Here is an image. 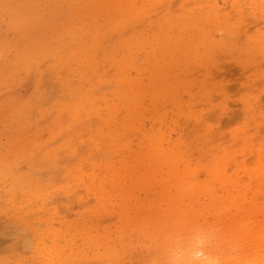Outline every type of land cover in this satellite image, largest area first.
<instances>
[{
    "label": "rangeland",
    "instance_id": "obj_1",
    "mask_svg": "<svg viewBox=\"0 0 264 264\" xmlns=\"http://www.w3.org/2000/svg\"><path fill=\"white\" fill-rule=\"evenodd\" d=\"M2 1H0V12L4 10L1 14L6 15H0V42L2 41L0 44H4L3 40H6L5 42L10 40L11 44L8 42L5 43L8 44L7 46L2 45L0 54L7 53L2 56H6V61L9 59L8 63L15 59L14 54H18L16 61L19 60L18 62L13 60L9 65H6L11 66L12 63H15L16 66L18 63L21 65L22 58L20 60V57L25 55H28L26 56L28 59L33 55L29 59L32 63L36 62L35 58L40 61L41 58L35 54L39 47L53 49L57 43L61 44L62 40L65 50L68 49L66 52L64 50L65 56L68 59L80 61L76 62L70 72L65 68L62 70L63 73L66 72L67 77L63 76V79L68 80H65L66 84L77 89L74 88L72 93L75 92L76 95H79V91L91 90L93 100L97 99L96 101L99 102L97 97L104 94L108 101H118L113 90L117 88L115 79L119 74L125 75L126 78L128 76L129 78L138 77V84L143 90H141L142 97L139 108L134 113L137 117L134 119L137 122L134 128L124 132L121 141L125 147L121 150L122 153L117 157L118 159L115 160L118 162L122 158L126 169L118 168L119 163L115 162L114 169L118 177L114 175L112 181H102L101 184L105 186L104 190L108 194H105L106 198L99 199L97 189L92 188L90 191L84 189L90 183L88 175H85L83 181L77 186L73 184V174H75L73 167L82 159L81 156L87 149L85 147L81 150L82 146H85L84 143L87 144L85 136L87 137L89 133V129H87L89 127L79 125L73 129L65 128L68 118L67 111L52 107V101L55 100V95L59 92L60 81L55 80L53 76L48 77L49 73L45 71L48 61L45 59L44 62H41L42 67L39 62L40 66L38 65L37 69L34 66L36 74L39 73V70H43V73L45 71L44 75L40 76V80L39 75H33L34 71L31 75L25 73L26 71L22 67L24 73H21L20 71L23 72V70L19 71V64L18 67L15 66V70L12 69L13 71L10 69L14 68V64L9 68L13 74L9 70V74L5 73L8 69L7 66V69L4 67L7 62H2L4 61L3 57H0L1 65L4 63L2 67L5 70L3 73H1L3 69L0 71L1 79H3L0 81V97H2L0 98V164L2 165H0V175H2L0 176V264H170L172 250L181 247L187 253L191 250L193 238L198 234H204L207 237L202 248L205 257H211L217 261V264H264V0H239L240 2L238 1V4L233 6V0H136V6L134 5L130 11L124 10V12L119 7L117 0H38L39 2L17 0L19 5L22 3V6L18 8L22 11L24 20L14 19L13 11L16 7L13 6H17L16 3L14 4L15 0L12 3H10L11 0H8V4L4 1L5 6L2 5ZM12 4L13 6L10 7ZM27 5H30L31 10L26 9ZM5 7L8 8L5 9ZM214 8H219L222 11L219 13L221 20L216 19L218 17L215 15L213 16L216 18L212 19L211 13L205 14L206 10L211 11L210 9ZM28 10L35 16H32ZM94 18H96L95 21ZM102 18L104 21L110 18L107 20H112L113 24L107 20L104 22L105 25L101 22L99 24L102 25L96 24ZM26 19L30 21L28 28L32 26L33 30L25 26L29 22H26ZM32 19L37 21L34 22ZM107 22L111 29L106 28L109 26ZM19 23L21 27L18 26ZM92 23L95 24L94 28H92ZM5 25H10L9 27L12 29ZM97 25L102 26V31L98 26L100 34L97 32V35L103 36H98L93 40L95 36L92 35L94 31L96 35ZM22 26L27 29V32ZM86 27L89 31H93V33H89L90 36L85 32ZM18 29L19 31H17ZM67 29L73 33L66 35L69 32ZM59 30H66V34L63 31L66 35V37L64 36L65 40L57 38L63 35V32L61 35ZM80 30L84 32H82L83 34L86 33L87 37L84 35V38ZM54 33L56 36L59 35L56 37ZM78 33L79 35H77ZM73 34L78 36L76 39L79 38V43H75L76 39L72 40ZM51 35L59 40L53 39ZM37 36L40 37L38 39L42 46L38 45ZM41 38L44 42L40 41ZM49 38L53 43H56L53 47L50 46L51 42L49 45L45 44V40L48 43ZM88 38L91 42L93 40L94 48L90 46ZM136 38L139 42L134 45L133 40ZM55 40L56 42H54ZM121 40L126 45H123ZM32 41L37 42L38 47L34 48L36 43L33 46ZM65 41L67 44L64 45ZM84 41L90 45L85 44ZM26 42L30 45L29 48L27 45V49L24 46L27 44ZM74 43L79 46L70 47L74 46ZM130 43L129 48L128 44ZM68 44H70L69 48ZM81 44L91 48L86 47L88 48L85 49L87 50V52L85 51L86 55L84 52L82 53L84 50L81 49L83 47ZM14 46L16 47L14 48ZM30 48L34 49L30 50ZM70 49L74 51L71 50L72 53H70ZM78 52L83 55H78ZM87 54L90 58L87 57ZM34 56L35 58H33ZM77 56L78 59H76ZM79 56L84 59H80ZM87 58L90 59V64L94 65L86 66ZM84 61L86 65L82 63ZM154 68L156 69L155 74ZM16 71L20 72L22 76ZM72 71H77V73L74 74ZM74 75L77 76L76 80ZM24 76L25 78L21 79ZM28 76H32V79ZM13 78L17 80H13ZM33 79L36 83L38 82L36 85L33 84ZM23 84L24 87L26 86L25 88ZM37 85L40 90L42 89L41 91L44 90L45 98L51 102L48 101L46 104L49 112L47 109L45 112L36 111L35 101L30 108L26 109L27 106L24 108L26 102L34 100L36 96L34 89ZM73 85L74 87H72ZM12 91L16 93L12 94ZM66 96L69 99L67 91H63L62 99L67 100ZM24 97L27 100L29 97V100L27 101ZM74 97L76 98L75 95ZM24 101L26 102L24 103ZM15 106H19L21 110L19 111V108L17 110L20 113L21 111L28 113L27 115L31 113L30 117L27 116L30 122L27 119L20 122V113L15 110ZM28 110L31 111L28 112ZM9 112L10 114H8ZM32 112L36 113L32 115ZM38 112L39 115H37ZM51 114L52 117L49 118ZM34 115L37 117H32ZM12 117L15 119L17 117V121L11 120ZM32 118L33 120H31ZM7 119L10 121H6ZM25 123L28 127H25ZM53 123H57L56 126H53ZM18 125L17 130L15 127ZM8 126L10 129L5 128ZM21 126L22 128H20ZM31 127L32 132L30 131ZM41 129L42 132H46L44 134L47 137H43ZM85 129L87 133L81 134L82 130L83 133L86 131ZM138 129L149 135L161 133L164 136V145L166 142L174 144L180 142L192 165H201L198 169L201 180L210 178L209 164L214 159H220V166L226 168L227 178L237 181L238 185L232 190L233 194L239 190L243 193L242 199L238 198L236 208L227 204V201H221L220 206L226 205L227 209H222L226 214L218 218L215 216H210L207 219H195L183 215L176 218L160 216L162 205L159 204V200L161 197L170 198L172 201L182 196L173 193V187L168 182L171 170L166 168L169 165V159H164L162 154L152 155L153 152H145L147 147L144 148L143 145L147 144L145 140L144 142L140 140ZM26 131L27 134H24ZM29 132L34 137L31 138L32 134ZM12 134L15 136H11ZM70 134L75 136L71 137L73 143L75 138L77 140L75 146L80 142L77 145L80 147L76 146L78 154L69 152V155L63 149L59 152L50 154L47 152L46 154L45 150L48 145L70 139ZM77 135L79 138L82 137V140ZM21 136L24 138L19 139ZM39 136L43 138L42 142L44 138V142L47 141L46 143L40 142L38 146L36 139L41 141ZM50 138L53 139L51 143ZM26 139H29V148L33 149L34 147L31 152L32 156L31 149L27 148ZM31 140L33 141L31 142ZM7 142L10 147L7 146ZM34 142L37 143L35 146ZM12 143L16 150H13V147L12 151L9 150L13 146ZM24 144L27 149L24 148ZM6 149L9 151L6 152ZM38 149L44 150L39 151ZM22 150L23 155L25 151L27 155L23 156ZM51 154L52 156H50ZM46 156L52 161L51 159L48 161ZM70 156L72 159L75 158V162L71 161ZM64 163L68 165V168ZM81 163L82 166L84 165V169L90 172L93 167L90 160ZM54 164L58 169L54 168ZM44 166L46 168L39 171L37 175L38 170ZM131 166L134 171L130 169ZM2 167L4 168L2 169ZM10 170H13L14 175H18V178L23 181V183L21 182V187L25 186L23 190L17 183H13ZM33 172L36 173L33 174ZM44 173L48 175V178ZM107 173L101 169L99 177H104ZM130 174L133 175L130 176ZM96 182L97 180H95ZM35 183L38 186L34 185L36 186L34 189L32 185ZM120 183L125 188L121 191L117 186ZM213 184L219 188L221 183L218 179L213 181ZM74 190L76 192H73ZM122 191H128V196H130L129 204L124 206L120 204V192ZM33 192L36 198H34ZM72 192L76 194L72 195ZM78 194L82 200L77 201L80 198H75V201H72ZM45 197L48 198L45 199ZM67 198L71 201H67ZM150 199H154L156 202L149 205ZM238 208L239 211H237ZM122 216H126V218ZM128 218L131 220L128 221ZM119 231L123 232H121L122 235L124 234L123 237L118 236ZM91 237H98V240L106 238L111 241V244L115 243L116 248L115 250H105L103 246L90 247L87 239ZM120 241L124 246H121Z\"/></svg>",
    "mask_w": 264,
    "mask_h": 264
},
{
    "label": "bare ground",
    "instance_id": "obj_2",
    "mask_svg": "<svg viewBox=\"0 0 264 264\" xmlns=\"http://www.w3.org/2000/svg\"><path fill=\"white\" fill-rule=\"evenodd\" d=\"M1 1V0H0ZM4 1L7 3V1L8 0H3L1 3H2V5L3 6H5L4 5ZM12 1L13 0H11V2L10 3H12ZM17 0H15V2H14V4L16 3V5L17 6H13V4L10 6V7H16L15 8V10L13 11V14L15 15V17H14V19L15 18H18V20L20 19H22V20H24V18H23V16H22V11L19 9L22 5V3H20V5H19V2H16ZM26 1V0H25ZM24 1V2H25ZM30 2L31 1H33V0H29ZM35 1V0H34ZM36 1H38V0H36ZM232 1V0H231ZM238 1L239 0H233L232 1V6L233 5H237L238 4ZM23 2V3H24ZM39 2V1H38ZM117 2H118V4L120 5L119 7H121L123 10V12H124V10H131L133 7H134V5L136 6V0H117ZM240 2V1H239ZM9 3V4H10ZM18 3V4H17ZM37 3V2H36ZM35 3V4H36ZM8 4V3H7ZM26 4H27V2H26ZM32 4V3H31ZM34 4V5H35ZM1 5V4H0ZM40 5H41V3H40ZM40 5H38V6H40ZM7 6V5H6ZM20 6V7H19ZM26 6V5H25ZM29 6L30 5H27V7L28 8H26V9H30L29 8ZM36 6V5H35ZM37 6V7H38ZM8 7H9V5H8ZM8 7H5V9H7ZM9 7V8H10ZM19 7V8H18ZM1 9V8H0ZM4 9V8H3ZM35 9V8H34ZM41 9V8H40ZM31 10V9H30ZM211 11H205V14H207L208 15V13H211L212 14V16L213 15H215V16H217L218 18H216L215 16H213L212 17V19H219V13L220 12H222V11H220V9L219 8H214V9H210ZM4 10H2V12H3ZM12 11V9L10 10V12ZM29 11V10H28ZM39 11V10H38ZM37 11V12H38ZM121 11V10H120ZM121 11V12H122ZM2 12H0V15L2 16L3 14H1ZM189 12V11H188ZM24 13H25V11H24ZM23 13V14H24ZM29 13H30V11H29ZM32 13H34L33 11H32ZM35 13H36V11H35ZM31 14V13H30ZM6 15V14H5ZM5 15H3V16H5ZM10 15V14H9ZM32 15V14H31ZM34 16H35V14H33ZM32 15V16H33ZM37 15H40V14H38L37 13ZM42 15H43V13H42ZM203 15V14H202ZM205 16V15H204ZM222 16V15H221ZM11 17V16H10ZM40 17H41V15H40ZM43 17V16H42ZM205 17H207V16H205ZM223 17V16H222ZM33 18H35V17H33ZM9 19V18H8ZM108 19V18H107ZM107 19H105V21L103 20V18H102V20H98L97 22H96V24L98 23H102V24H104V22H106V20ZM110 19V18H109ZM108 19V20H109ZM4 20V19H3ZM12 20H13V18H12ZM96 20V18H94V21ZM107 20V21H108ZM219 20H221V18L219 19ZM27 21H29V20H27L26 19V22ZM32 21H34V22H36L35 21V19H32ZM31 21V22H32ZM42 21V20H41ZM103 21V22H102ZM112 21V20H111ZM111 21H108L109 23H111V24H113ZM14 22H16V21H14ZM38 22H40L39 20H38ZM37 22V23H38ZM107 22V25H109V23ZM8 23H9V21H8ZM22 24H23V21L21 22ZM30 23V21L28 22V23H26V27L28 28V24ZM6 24H7V22H6ZM91 24V23H90ZM93 24V27L92 28H94L95 27V24L94 23H92ZM102 24H99V25H102ZM8 25V24H7ZM7 25H5L7 28L11 25H9V26H7ZM34 25H35V23H34ZM33 25V26H34ZM99 25H97V31H96V35L99 33L98 31H100L99 29H101L102 28V26L100 27ZM105 25V24H104ZM106 25V26H107ZM116 25V24H115ZM114 25V26H115ZM18 26H20V23L18 24ZM18 26H16V27H18ZM31 26V25H30ZM88 26H89V24H88ZM87 26V27H88ZM100 28H99V27ZM113 26V25H112ZM111 26V27H112ZM113 26V27H114ZM21 27V26H20ZM23 27V26H22ZM32 27V26H31ZM31 27H29V28H31ZM35 27V26H34ZM46 27V26H45ZM75 27V26H74ZM82 27V26H81ZM80 27V28H81ZM86 27V28H87ZM91 27V26H90ZM110 27V25L109 26H107L106 28H109ZM10 28V27H9ZM28 28V29H29ZM79 28V27H78ZM99 28V29H98ZM106 28H104L103 27V29H106ZM116 28V27H115ZM10 29H12V28H10ZM23 29L27 32V29H25L24 27H23ZM22 29V30H23ZM34 29V28H33ZM32 28L30 29V30H33ZM91 29V28H90ZM109 29H111V28H109ZM108 29V30H109ZM117 29H118V27H117ZM68 30V29H67ZM69 30H70V28H69ZM68 30V31H69ZM94 30V29H93ZM17 31H19V29L17 30ZM60 31V30H59ZM64 31V30H63ZM63 31H60V33H61V35H62V32ZM67 31V32H68ZM85 31V30H84ZM88 31V32H87ZM101 31H102V29H101ZM107 31V30H106ZM110 31V30H109ZM116 32H117V30H115ZM28 32H30V31H28ZM58 32V31H57ZM57 32H55V33H57ZM65 32V34H66V30L64 31ZM64 32H63V35H62V37L60 36V37H57L59 34H57V36H56V34H55V36L57 37V38H64V36L66 37V35H69L70 33L72 34L73 33V31L72 32H68V34H64ZM76 32H77V30H76ZM80 32L82 33L83 31H81L80 30ZM87 34H89V33H93V31H89V29L87 28V30L85 31ZM98 32V33H97ZM24 33V32H23ZM59 33V32H58ZM84 33V32H83ZM81 34V35H83V37H84V35L86 36L87 34L85 33V34ZM102 33V32H101ZM106 33V32H105ZM17 34V33H16ZM74 34L76 35V33H75V29H74ZM72 35V37H73V39L72 40H74V39H76V37H78V36H75V35ZM100 34V33H99ZM102 34H104V33H102ZM26 35V34H25ZM77 35H79V33L77 34ZM81 35H80V38H81ZM91 34H89V36H90ZM95 35V31H94V34L92 35V36H95V37H93V40H94V38H96V37H98L99 35H97L96 36ZM40 37H41V35H39ZM39 36H37V38L36 39H38V37ZM53 35H51V37H52ZM100 36H103V35H100ZM99 36V37H100ZM36 37V36H35ZM39 37V38H40ZM56 37L54 38V37H52L53 39H56ZM87 37V36H86ZM33 38V37H32ZM46 38V37H45ZM44 38V39H45ZM85 38V37H84ZM90 39H92L91 37H89ZM88 38V39H89ZM23 39H24V37H23ZM46 39H48V37L46 38ZM50 40H48V43H46V41L47 40H45V44L47 45H49V43L51 44L50 46H54V44H56V43H53L52 41H51V38H49ZM59 39H56V40H59ZM89 39V40H90ZM33 40H34V38H33ZM56 40L54 41V42H56ZM61 40V39H60ZM63 40H65V38L63 39ZM82 40H83V38H82ZM93 40H92V42H91V40L89 41V43L91 44H89L90 46H92L93 47V45H92V43H93ZM97 40H98V38H97ZM100 40V39H99ZM6 40H3V42H4V44L5 43H8V42H10V44H11V41L10 40H8V42H5ZM40 41H42V38H41V40ZM79 41V38H77L76 39V42L75 43H79L78 42ZM122 41V40H121ZM38 42H39V39H38ZM42 42H44V40L42 41ZM41 42V43H42ZM58 42H60V41H58ZM85 42V44H87L86 43V41H84ZM95 42V41H94ZM123 42V45H126V43L124 42V41H122ZM121 42V43H122ZM139 42V40H138V38H136L135 40H133V43H134V45H136L137 43ZM0 43H2V41L0 42ZM27 43V42H26ZM31 43V42H30ZM34 43H36V46L34 47V48H36V47H38L37 46V42H33L32 41V45L34 44ZM53 43V44H52ZM62 43H63V41L61 40V44H56V46H55V48L53 47V49H49V48H41V47H39L38 48V51L35 53L34 51L36 50H33V53H35L36 54V56L37 57H40L41 59H40V61H38L36 58H35V56L33 57V58H35V60H36V62H31V61H29V59H31L32 57L31 56H33V55H31L30 57H29V59L28 58H26V56H28V55H25V56H21V55H19V56H21L20 57V60H21V58H22V60H21V62H22V64H23V66H21L19 63V71H20V69H22V67L25 69V73H29V74H31L33 71H34V66H35V68L37 69L38 67V65L40 66V64H39V62L41 63V62H44L45 61V59L48 61V63H47V68H46V70L45 71H48V77L50 76V77H52L53 76V78L55 79V80H57L58 82L60 81V88H59V92H58V94H56L55 95V100L54 101H52L53 103H52V107H55V108H59V109H61V110H63V111H67V113H68V118L66 119L67 120V124L66 123H64V124H66L65 125V128H68V129H73V128H75V127H77V126H82V125H84V126H88L89 128H87V129H89V133H88V135H87V137L85 136V139L87 140V142H86V140H85V142L87 143V144H85L84 143V145L85 146H82V144H80L81 146H82V149L81 150H83L85 147H87V149H86V151H85V153L83 152V155L81 156V160L80 161H78L77 163H75V166L73 167L75 170V174H73L74 175V179H73V184H74V186H77L78 184H80L82 181H83V179H84V176L85 175H88V177L90 178V183H88L86 186H85V190L86 191H90L92 188H94V189H97L98 190V192H99V199H104V198H106L105 197V194H108V192L106 191L105 192V190H104V188H105V186H103L101 183H102V181H112V178H114V175H117L116 174V170L114 169V164H116V163H119V167L118 168H122V170H125L126 169V164H124V162H122L123 161V159L121 158V160H118V162H116L115 160H117L118 158V156L122 153L121 152V150L125 147V144L121 141V138H122V136H123V134H124V132L126 131V130H129L130 128H134L135 127V123L137 122V121H135V119L134 118H137L135 115H134V113L138 110V108H139V104H140V99H141V97H142V91L141 90H143L141 87H140V85L138 84V82H139V78L138 77H135V78H129V76H128V78H126L125 77V75H121V74H119L117 77H116V79H115V82H116V86H117V88L115 89V90H113L114 92H115V96H116V98L118 97V101H112V100H107L106 98H105V96H104V94H102V91H101V96L100 97H97L98 98V100H99V102L98 101H96V100H93L91 97L93 96L91 93H92V91L90 92L89 90H86L85 91V89H84V91L82 90V91H79L80 92V94L79 95H76L75 94V92L74 93H72L76 88L74 87V85H76V84H74L72 87H74V88H71V86H69V85H67L66 83V81H68L67 79H65L67 76H66V72H64L63 73V69L65 68V70H67L68 72H70V70H72L73 68H74V65L76 64V62H80V61H78V60H71V59H68L65 55H66V53H64V50H65V46H63L62 45ZM73 43V42H72ZM74 43V44H75ZM81 43H83L82 41H81ZM96 43V42H95ZM97 43H100V42H97ZM4 44H2V45H4ZM9 44V45H10ZM65 44H67L66 43V41L64 42V45ZM71 44V43H70ZM70 44H68V48H69V46H70ZM84 44V43H83ZM87 44V45H88ZM94 44V43H93ZM102 44V43H101ZM2 45L0 44V47H2ZM8 44H5L4 46H7ZM16 45V44H15ZM21 45H23V44H21ZM20 45V46H21ZM27 45H28V43L26 44V45H24V46H26V48L25 49H27ZM38 45H40V42H39V44ZM60 45H62V46H60ZM73 45V44H72ZM76 45L77 44H75L74 46H70V47H72V48H74V47H76ZM82 45V44H81ZM81 45H80V47H81ZM130 45H131V43L130 44H128V46H129V48H130ZM3 46V50L5 49V47ZM23 46V47H24ZM34 46V45H33ZM40 46H42V45H40ZM49 46V47H50ZM77 46H79V45H77ZM83 47H85V48H83V47H81V49H83L84 51H82V53L84 52V54H85V51L87 52V50H85V49H91L90 48V46L88 47V46H84V45H82ZM16 46H14V48H15ZM30 47V45H28V48ZM48 47V46H47ZM51 47V48H52ZM66 47V48H67ZM86 47H88V48H86ZM98 47H100V46H98ZM11 48V47H10ZM34 48H30V50L31 49H34ZM79 48V47H78ZM94 48V47H93ZM9 49V48H8ZM13 49V48H12ZM18 49V48H17ZM80 49V50H81ZM95 49H96V47H95ZM7 50V49H6ZM5 50V52H7ZM20 50V49H19ZM30 50H29V52H30ZM68 50V49H67ZM67 50H65V52L67 51ZM71 50L72 49H70V53H72L71 52ZM80 50H78V51H80ZM13 51H15L14 49H13ZM21 51V50H20ZM72 51H74V50H72ZM90 51V50H89ZM89 51H88V53H89ZM92 51L94 52V50L92 49ZM0 52H1V48H0ZM25 52H28V50H25ZM81 52V51H80ZM3 53V52H2ZM9 53V52H8ZM13 53V52H12ZM69 53V51L67 52V54ZM79 53V52H78ZM82 53H79L78 55H80V54H82ZM90 53H91V51H90ZM5 55L7 54V53H4ZM4 54H0V57H3L2 55H4ZM21 54H22V51H21ZM23 54H25V53H23ZM28 54V53H27ZM15 55V59H12L11 61H13L14 60V62H18V61H16V59H17V55L18 54H14ZM30 55V54H29ZM83 55V54H82ZM86 55V54H85ZM89 54H87V57H89L88 56ZM91 55V54H90ZM73 56V55H72ZM71 56V57H72ZM122 56V55H121ZM82 57V56H81ZM80 56H79V58L80 59H82ZM7 58H10V57H7ZM73 59H74V57H72ZM90 58V57H89ZM89 58H87V60H88V62H89V64H88V62L86 61V64H85V61L84 62H82V63H84L86 66H92V65H94V64H90V59ZM6 56H4L3 58H2V60H4V61H2V62H7L6 60ZM76 59H78V56L76 57ZM84 59V58H83ZM82 59V60H83ZM85 60H86V58H85ZM11 61H10V63H11ZM33 61H34V59H33ZM94 61V60H93ZM96 61V60H95ZM9 62V61H8ZM5 63V68H6V66H7V72H5V70L3 69L4 67H2V65H4V63H2V65H1V59H0V71H1V69H3V71L1 72V73H3V72H5V73H7V74H9L8 72L10 71V70H12V69H14L15 70V63H12L11 64V66H8L10 63ZM93 63V62H92ZM6 64H8V65H6ZM13 64H14V66H13ZM17 64V63H16ZM18 64H17V66L16 67H18ZM44 64H46V63H44ZM83 64V65H84ZM65 65V66H64ZM80 65H81V63H80ZM81 66V68L83 69V67L84 66ZM14 67V68H11L10 70H9V68L10 67ZM88 66V67H89ZM41 67H42V63H41ZM40 67V68H41ZM75 67H77V66H75ZM79 68V67H78ZM80 68V70H82ZM35 69V70H36ZM9 70V71H8ZM23 70V69H22ZM80 70L78 69V71L80 72ZM156 69L154 68V74H155V71ZM13 71V70H12ZM12 71H10V73L11 74H13L12 73ZM45 71H44V73H45ZM73 71H75V70H73ZM72 71V72H73ZM16 72H18V71H16ZM21 73H24V70H23V72L22 71H20ZM20 72H18V73H20ZM35 72V74L33 73V75H39V79H40V76H42V75H44V73H43V70H39V73H37L36 74V71H34ZM67 72V73H68ZM78 72V73H79ZM82 72V71H81ZM21 73H20V75H21ZM74 74L75 73H77V71L76 72H73ZM17 74V73H16ZM47 74H46V76H47ZM71 74V73H70ZM82 74H83V72H82ZM85 74V73H84ZM32 75V74H31ZM65 75V78L63 79V76ZM68 75V74H67ZM79 75V74H78ZM2 76V75H1ZM1 76H0V79H1ZM11 76V75H10ZM22 76V75H21ZM26 76V75H25ZM25 76L24 77H21V79L23 78H25ZM45 76V77H46ZM68 76H70V75H68ZM72 76V75H71ZM75 76V75H74ZM81 76V75H80ZM101 76V75H100ZM127 76V75H126ZM3 77H4V75H3ZM2 77V78H3ZM29 78H31L32 76H28ZM44 77V78H45ZM47 77V78H48ZM76 77L77 76H75V80H76ZM12 78V77H11ZM43 78V77H42ZM52 78V79H53ZM72 78H74V77H72ZM15 78H13V80H14ZM18 79H20V77L18 76ZM32 79V78H31ZM37 79V78H36ZM3 79H1L0 81H2ZM8 80V79H7ZM15 80H17V79H15ZM34 81H35V79H33ZM38 80V79H37ZM41 80V79H40ZM44 80V79H43ZM66 80V81H65ZM70 80H71V78H70ZM74 80V79H73ZM27 81H29L28 79H27ZM33 81V84L34 85H36L37 83H36V81L34 82ZM49 81H51V80H49ZM9 82V81H8ZM24 82V81H23ZM22 82V83H23ZM30 82H31V80H30ZM40 82V81H39ZM42 82H45V81H42ZM70 82V81H69ZM71 82H72V80H71ZM17 83H18V81H17ZM57 83V82H56ZM74 83V82H73ZM29 84V83H28ZM32 84V85H33ZM47 84V83H46ZM46 84L44 85L45 86V88H46ZM59 84V83H58ZM57 84V85H58ZM69 84V83H68ZM16 85V84H15ZM25 85H27V84H25ZM39 85V84H38ZM36 86V88L34 89L35 90V93H36V96H35V98H34V100L31 102H26V101H24V103H25V105H24V108L27 106V108L26 109H28V107L30 108V106H33L32 105V103L35 101V104H34V106L36 107L35 109H36V111L38 110V111H40V112H42V111H44L45 112V110L47 109V103H48V98L46 99L45 98V96H44V90L43 91H41L40 89H39V86ZM54 85V84H53ZM56 85V86H57ZM72 85V84H71ZM19 86V85H18ZM59 86H57V87H59ZM8 87V86H7ZM19 87H21V86H19ZM23 87H24V84H23ZM26 87V86H25ZM24 87V88H25ZM51 87V86H50ZM9 88V87H8ZM81 88H82V86H81ZM84 88V87H83ZM2 89V88H1ZM3 89H5L4 87H3ZM10 89V88H9ZM15 89H17V88H15ZM14 89V90H15ZM52 89V88H51ZM50 89V90H51ZM27 90H29V89H27ZM26 90V91H27ZM57 89H55V91H56ZM77 90V89H76ZM47 91V90H46ZM63 91H67V93H68V95H69V99H67V96L65 97L67 100H63L62 98L63 97H61V95H62V93H63ZM0 92H1V90H0ZM2 92H3V90H2ZM13 92V93H12ZM11 93L12 94H14V93H16V92H14V91H12ZM52 92V91H51ZM57 92V91H56ZM105 92H106V90H105ZM5 93V92H4ZM33 93V92H32ZM34 93V94H35ZM46 93V92H45ZM54 93V92H53ZM96 93V92H95ZM2 95H3V93H1ZM48 94V93H47ZM74 95L76 96V98L74 97ZM1 96V95H0ZM47 96V95H46ZM49 96V95H48ZM3 97H5V96H3ZM25 97H27V96H25ZM24 97V98H25ZM33 97V96H32ZM31 97V98H32ZM74 97V98H73ZM0 98H2V97H0ZM23 98V97H22ZM54 98V97H53ZM13 99V98H12ZM26 99V98H25ZM24 99V100H25ZM33 99V98H32ZM27 100V99H26ZM28 100H29V97H28ZM27 100V101H28ZM51 100H53L52 98H51ZM119 101H121V102H119ZM6 102V101H5ZM20 102V101H19ZM22 102H23V99H22ZM21 102V103H22ZM11 102H9V105H11L10 104ZM49 103H51L50 101H49ZM19 104V103H18ZM22 106V105H21ZM46 106V107H45ZM50 106V105H49ZM16 107V106H15ZM5 108H6V106H5ZM9 108V107H8ZM13 108V107H12ZM12 108H10V109H12ZM17 108H19V106L18 107H16V109L15 110H17ZM23 108V107H22ZM33 108V107H32ZM14 109V108H13ZM21 109L19 108V111H20ZM48 110V109H47ZM55 110V109H54ZM18 110H17V112L18 113H20ZM31 111V110H30ZM29 110H28V112H30ZM33 111V110H32ZM7 112V111H6ZM14 112V111H13ZM47 112H49V110L47 111ZM54 113H55V111H53ZM14 113H16V112H14ZM14 113H13V115H14ZM25 113V112H24ZM22 111H21V113H20V115H19V118H21L20 120V122L22 123L24 120H26L27 119V116H29L31 113H29V115H27L26 113L24 114ZM33 113L34 112H32V115H33ZM36 113V112H35ZM34 113V114H35ZM51 113V112H50ZM66 113V112H65ZM8 114H10V112L8 113ZM53 114V113H52ZM52 114L49 116V118L50 117H52ZM16 115V114H15ZM37 115H39V112L37 113ZM43 115V114H42ZM44 115H46V114H44ZM43 115V116H44ZM64 114H62V116H63ZM6 116V115H5ZM17 116V115H16ZM4 117V116H3ZM8 117V116H7ZM10 117V116H9ZM30 117V116H29ZM32 117H37V116H32ZM64 117H66V115H64ZM48 118V119H49ZM62 118V117H61ZM12 119H15V117L13 118H11V120ZM16 119H18L17 117H16ZM15 119V120H16ZM36 118H34V120H35ZM65 119V118H64ZM63 119V120H64ZM31 120H33V118L31 119ZM60 120V119H59ZM66 120H64V121H66ZM6 121H10V119H7ZM14 121V120H13ZM12 121V122H13ZM17 121V120H16ZM27 121H28V119H27ZM36 121V120H35ZM55 121V120H54ZM28 122H30V119H29V121ZM32 122H34V121H32ZM52 121L50 120V123H51ZM2 123H3V121H2ZM11 123V122H10ZM42 123V122H41ZM58 123V122H57ZM56 123V124H57ZM6 124V123H5ZM8 124V123H7ZM28 124V123H27ZM34 124H35V122H34ZM44 124V123H43ZM56 124H52L53 126H56ZM63 124V125H64ZM10 125V124H9ZM20 125V124H19ZM19 125L18 126H16L15 128L17 129V127H19ZM29 125V124H28ZM32 125H33V123H32ZM31 125V126H32ZM36 126H37V124H35ZM35 125H33V126H35ZM46 125V124H45ZM52 125H51V127H52ZM7 126V125H6ZM15 126V125H14ZM32 126V127H33ZM47 126V125H46ZM45 126V127H46ZM49 126V125H48ZM10 126H8V127H5V128H9ZM13 127V126H12ZM25 127H28L27 125H26V123H25ZM25 127H24V129H25ZM32 127L30 128V131H31V129H32ZM44 127V126H43ZM4 128V127H3ZM20 128H22V126L20 127ZM34 128H36V127H34ZM64 128V127H63ZM2 129V128H1ZM10 129V128H9ZM16 129H15V131H16ZM24 129H22V130H24ZM4 130V129H3ZM13 130V129H12ZM11 130V131H12ZM18 130V129H17ZM38 130H40V128H38ZM37 130V131H38ZM79 130V129H78ZM86 130V129H85ZM1 131V130H0ZM7 131V130H6ZM10 131V130H9ZM21 131V130H20ZM13 132V131H12ZM18 132V131H17ZM32 132V131H31ZM31 132H29V133H31ZM35 132H36V130H35ZM39 132V131H38ZM37 132V134L39 135V133ZM41 132H42V129H41ZM45 132V131H44ZM44 132H42L43 134H44ZM79 132H80V130H79ZM138 132H139V135H140V140H143L142 142H144V140H145V142H146V144L147 145H143V147L144 148H146L147 147V149L145 150V152H153L152 153V155L154 154V155H157V154H162L163 156H164V159H169V165L167 166V168L166 169H168V170H171V172H170V175L168 176V182L169 183H171V185H172V191H173V193H176V194H180L182 197H178V198H176V200H172L171 201V199L170 198H164V197H161L160 198V200H159V204L160 205H162V208H161V213H160V216H162V217H165V218H168V217H177V216H187V217H190V218H195V219H197V218H204V219H207L208 217H210V216H215V217H219V216H221V215H223V214H226L224 211H222V209H227V206L226 205H224V206H220V203H221V201H227V204H230L231 206L233 205L235 208H236V206L238 205H236V203H237V201H238V198L240 199H242V195H243V193H242V191H238L237 193H235V194H233V192H232V190H234V188L238 185L237 184V181H233V180H230V179H228L227 178V174H226V168H224V166H220V159H214L210 164H209V167H208V172H209V179L208 180H201L200 179V175L198 174V169H199V166H201V165H199V164H197V165H192V163H191V161L188 159V156H187V153H185L184 152V150H183V148H182V146H181V143L179 142L178 144H174V143H171V142H166V145H164L163 143V140H164V136H162V134L161 133H158V134H156V135H149V134H147V133H145V132H141V130L140 129H138ZM20 133V135H21V132H19ZM46 133V132H45ZM53 133V132H52ZM51 133V134H52ZM59 133V130L57 131V134ZM70 133V132H69ZM73 133V132H72ZM87 133V130L86 131H84V133H83V130H82V133L81 134H86ZM9 134V133H8ZM24 134H27V131H26V133H24ZM32 134V133H31ZM35 134V133H34ZM43 134H40V136H43ZM50 134V135H51ZM66 134H68V133H66ZM77 134H78V132H77ZM10 135V134H9ZM15 136V134H12L11 136ZM29 135V134H28ZM73 135H74V133H73ZM72 134H70L69 136H70V139H66V140H64L63 142H61V143H57V144H52V145H48L47 146V144H45L47 147H45V148H47L46 150H45V152H46V154H47V152H49L48 154H50L51 152H59V150H61V149H63L65 152H68V154H69V152L71 153V154H78V151H77V147H80V146H75L74 144H75V142H77V140H76V138H75V142L73 143L72 142V140H71V137L73 136ZM76 135V134H75ZM31 136V135H30ZM39 136V138H40V140L41 141H39V139L37 140L36 139V141H37V143L36 142H34V146H35V144H37L38 146H39V143L41 142V143H46V141L44 142V140H45V138H44V140H43V142H42V137H40ZM49 136V135H48ZM63 136H65V134L63 133ZM78 136V135H77ZM27 137V136H26ZM29 137V136H28ZM32 137H34L33 136V134H32V136H31V138ZM43 137H47L46 136V134H44V136ZM75 136H73L72 138H74ZM15 138V137H14ZM24 137H20L19 139H23ZM78 138H79V136H78ZM82 138V137H81ZM81 138H79V139H81ZM84 138V137H83ZM16 139V138H15ZM57 139V138H56ZM29 140V139H28ZM28 140L26 139V141H27V143L26 144H28V146H27V148H28V150L29 149H31V148H29V143H28ZM48 140H49V137H48ZM51 140H53V139H51L50 138V143H51ZM55 140V139H54ZM82 140V139H81ZM33 140H31V142H32ZM30 142V141H29ZM53 142V141H52ZM148 142H150L149 143V145H148ZM17 143V142H16ZM20 143V142H19ZM25 143V142H24ZM48 143V142H47ZM7 144H8V142H7ZM13 144V143H12ZM22 144H23V142H22ZM21 144V145H22ZM26 144H24V148H26L25 146H26ZM31 145H33L32 143H30ZM36 145V148L38 147ZM41 146H42V144H40ZM7 146H9L10 147V144H8ZM16 146H17V144H16ZM15 146V148H17ZM40 146V147H41ZM12 147H13V150H16V149H14V144H13V146H11V148L9 149V150H11L12 149ZM20 147H22V146H20ZM19 147V148H20ZM39 147V148H40ZM1 148H3L2 146H1ZM5 148V147H4ZM26 148V149H27ZM42 148H43V146H42ZM23 149V148H22ZM25 149V150H26ZM9 150H7L6 149V152L7 151H9ZM24 150V149H23ZM23 150H22V155H23ZM32 150H34V147H33V149H31V151H30V153L32 152ZM39 150V149H38ZM41 150H44V149H41ZM41 150H39V151H41ZM78 150H80L79 148H78ZM3 151V150H2ZM12 151V150H11ZM27 151V150H26ZM25 151V152H26ZM35 151H37V150H35ZM15 152V151H14ZM17 152H19V151H17ZM25 152H24V155H27V153L25 154ZM29 152V151H28ZM44 152V151H43ZM81 152V151H80ZM223 152H228V151H223ZM13 153V152H12ZM21 153V152H20ZM19 153V154H20ZM34 153V152H33ZM18 154V155H19ZM224 154H227V153H224ZM13 155H14V153H13ZM16 155V154H15ZM21 155V154H20ZM21 155V156H22ZM23 155V156H24ZM70 155V154H69ZM22 156V157H23ZM31 156H32V153H31ZM33 156H35V155H33ZM37 156V155H36ZM41 155H39V157H40ZM49 156V155H48ZM50 156H52V154L50 155ZM49 156V157H50ZM53 156H55V155H53ZM15 157H17L18 158V156H15ZM44 157V156H43ZM49 157L47 158V156H46V159H48V161L51 159H49ZM56 157H57V155H56ZM72 156H70V159H71V161H73L74 160V162H75V158H74V156H73V158L74 159H72L71 158ZM3 158H5V157H3ZM7 158V157H6ZM36 160H37V158L36 157H34ZM41 158V157H40ZM39 158V159H40ZM58 158H59V156H58ZM117 158V159H116ZM218 158V157H217ZM15 159V158H14ZM45 159V158H44ZM45 159V160H46ZM120 159V158H119ZM19 160V159H18ZM53 160H54V158H53ZM88 160H90V163H91V166H93L92 167V169L90 170V172H87L85 169H84V165L82 166V163L81 162H83L84 163V161H88ZM44 161V160H43ZM42 161V162H43ZM51 161H52V159H51ZM51 161H50V163H51ZM70 161V160H69ZM223 161H224V159H223ZM1 162H2V160H1ZM4 162V161H3ZM18 162V161H17ZM39 162H40V160H39ZM38 162V163H39ZM47 162V161H46ZM57 162H59L58 161V159H57ZM60 162L61 163H63L61 160H60ZM116 162V163H115ZM13 163V162H12ZM43 163H45V162H43ZM53 163H54V161H53ZM5 164V163H4ZM46 164V163H45ZM59 164V163H58ZM65 165H66V163H64ZM68 164H69V162H68ZM72 164V163H71ZM74 164V163H73ZM225 164V163H224ZM1 165V164H0ZM8 165H9V163H8ZM16 165V164H15ZM38 165V164H37ZM41 165H44V164H41ZM2 166V165H1ZM9 166H11V165H9ZM36 166V165H35ZM39 166V165H38ZM53 166V165H52ZM64 166V165H63ZM67 166V168H68V165H66ZM66 166H65V168H66ZM37 167V166H36ZM50 167V166H49ZM57 167V166H56ZM55 167V164H54V168L55 169H58V168H56ZM72 167V166H71ZM70 167V168H71ZM4 167H2V169H3ZM17 168V167H16ZM35 168V167H34ZM46 167L44 166V168H42L41 167V169L40 170H38V172H37V175L39 174V171H43V169H45ZM52 168V167H51ZM73 168H72V170H73ZM1 169V168H0ZM7 169V168H6ZM10 169V168H9ZM54 169V170H55ZM105 170L106 172H108L107 173V175H105L104 177H99V174H100V170ZM130 169L132 170V171H134V169H133V166H131L130 167ZM146 169V168H145ZM29 170V169H28ZM35 170H36V168H35ZM65 170V169H64ZM11 171V170H10ZM32 171H34V170H32ZM56 171V170H55ZM58 171V170H57ZM59 171L61 172V170L59 169ZM58 171V172H59ZM1 172H2V170H1ZM12 172V180H13V183H17L18 184V186L23 190V187H25V186H23V187H21V182L23 183V181L21 180V179H19L18 178V175L17 176H15L14 175V173H13V170L11 171ZM28 172V171H27ZM46 172H48L47 170H46ZM45 172V173H46ZM5 173V172H4ZM18 173V172H17ZM36 173V172H35ZM34 172H33V174H35ZM44 173V174H45ZM1 174V173H0ZM21 174V173H20ZM25 174V173H24ZM32 174V173H31ZM30 174V175H31ZM47 174V173H46ZM45 174V175H46ZM52 174V173H51ZM55 174V173H54ZM53 174V175H54ZM5 175H6V173H5ZM23 175V174H22ZM45 175H43V176H45ZM57 175V174H56ZM72 175V176H73ZM131 175H133V174H130V176ZM0 176H2V175H0ZM7 176V175H6ZM8 176H9V174H8ZM14 176V177H13ZM24 176V175H23ZM33 176V175H32ZM36 176V175H35ZM47 177L46 178H48V175H46ZM50 176V175H49ZM5 177V176H4ZM10 177V178H11ZM16 177V178H15ZM28 177V176H27ZM34 177V176H33ZM37 177V176H36ZM42 177V176H41ZM55 177V176H54ZM68 177V176H67ZM71 177V176H70ZM117 177H118V175H117ZM50 179H51V177H49ZM73 178V177H72ZM26 179V178H25ZM25 179H23V180H25ZM28 179H29V177H28ZM37 179V178H36ZM36 179H34V180H36ZM39 179V178H38ZM37 179V180H38ZM219 179V181H220V187L219 188H216L215 186H214V184H213V181H215V180H218ZM32 180V179H31ZM42 180V179H41ZM95 180H97V182L95 183ZM26 181V180H25ZM24 181V182H25ZM30 181V180H29ZM30 182H34V181H30ZM36 182V181H35ZM104 183V182H103ZM11 184H12V182H11ZM30 184V183H29ZM34 185H37L36 183L35 184H33L32 186H34ZM45 185V184H44ZM27 186H28V184H27ZM30 186H31V184H30ZM38 186V185H37ZM46 186V185H45ZM118 186V188H119V191H121L122 189H125L122 185H121V183L120 184H118L117 185ZM13 187V186H12ZM29 187V186H28ZM72 187V186H71ZM30 188H32V187H30ZM29 188V189H30ZM34 189L36 188V186H34L33 187ZM39 188V187H38ZM42 188V187H41ZM75 188V187H74ZM12 189V188H11ZM25 190H26V188H24ZM28 190V189H27ZM39 190V189H38ZM43 190V189H42ZM11 191V190H10ZM35 191V190H34ZM40 191H41V189H40ZM40 191H38L39 192V194H40ZM14 192V191H13ZM23 192V191H22ZM25 192V191H24ZM30 192V191H29ZM41 192H43V191H41ZM73 192H76L75 190L73 191ZM72 192V195L74 194ZM23 194H25V193H23ZM33 194V196H34V192L32 193ZM31 194V195H32ZM37 194V192L35 193V195ZM76 194V193H75ZM74 194V195H75ZM26 195V194H25ZM38 196V195H37ZM42 196H44V195H42ZM41 197V196H40ZM34 198H36L35 196H34ZM46 198H48V197H45V199ZM75 198H80V199H78L77 201H81L82 200V197H80L79 196V194L78 195H76L73 199H72V201L75 199ZM15 199V198H14ZM13 199V200H14ZM41 199H42V197H41ZM44 199V198H43ZM23 200V199H22ZM26 200V199H25ZM152 200V201H151ZM154 199H150V201H149V205H152L154 202H156L155 200L153 201ZM16 201V200H15ZM31 201H33V200H31ZM31 201H29V202H31ZM43 201V200H42ZM66 201V200H65ZM67 201H71V199H69L68 200V198H67ZM75 201V200H74ZM129 201H130V196H128V191H122V192H120V204L122 205V206H124L125 204H129ZM19 202V201H18ZM35 202V201H34ZM41 202V201H40ZM146 202V201H145ZM15 203V202H14ZM17 203V202H16ZM21 203V202H20ZM140 203V202H139ZM147 203V202H146ZM18 204V203H17ZM174 204H176V205H174ZM20 205V204H19ZM41 205V204H40ZM236 205V206H235ZM15 206V205H14ZM17 206V205H16ZM18 207V206H17ZM40 207V206H39ZM42 207V206H41ZM240 209L238 208V210L237 211H239ZM23 211V210H22ZM122 217H125L126 218V216H122ZM136 219H138V218H136ZM124 220V219H123ZM129 220H131V218L129 219L128 218V221ZM133 220V219H132ZM135 221V220H134ZM137 222V221H136ZM136 222H134L135 224H136ZM126 223H127V221H126ZM132 223H133V221H132ZM122 231H119L118 232V236L120 237V236H122L123 237V235H122V233H121ZM14 234V233H13ZM12 235V234H11ZM1 236V235H0ZM8 236V235H7ZM15 236V235H14ZM9 237V236H8ZM11 237V236H10ZM11 239V238H10ZM123 240V239H122ZM100 241V242H99ZM111 241H109L108 239H102V240H98V237H91V238H88L87 239V243L90 245V247H94L95 245L96 246H103L104 248H105V250H115V246H114V244L115 243H113V244H111L110 243ZM121 242V241H120ZM124 242V241H123ZM118 244V243H117ZM121 244V246H124V244L122 245V242L120 243ZM56 250V249H55Z\"/></svg>",
    "mask_w": 264,
    "mask_h": 264
},
{
    "label": "clouds",
    "instance_id": "obj_3",
    "mask_svg": "<svg viewBox=\"0 0 264 264\" xmlns=\"http://www.w3.org/2000/svg\"><path fill=\"white\" fill-rule=\"evenodd\" d=\"M206 239L204 234L196 235L187 253L181 247L174 248L170 254V264H217L211 257L206 258L202 251Z\"/></svg>",
    "mask_w": 264,
    "mask_h": 264
}]
</instances>
